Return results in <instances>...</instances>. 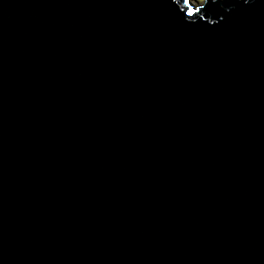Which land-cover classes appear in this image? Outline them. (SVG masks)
Wrapping results in <instances>:
<instances>
[{"label":"water","instance_id":"95a60500","mask_svg":"<svg viewBox=\"0 0 264 264\" xmlns=\"http://www.w3.org/2000/svg\"><path fill=\"white\" fill-rule=\"evenodd\" d=\"M0 264H264V0H0Z\"/></svg>","mask_w":264,"mask_h":264},{"label":"rangeland","instance_id":"374dc122","mask_svg":"<svg viewBox=\"0 0 264 264\" xmlns=\"http://www.w3.org/2000/svg\"><path fill=\"white\" fill-rule=\"evenodd\" d=\"M191 2L194 3V5L200 4L199 6H203L204 0H193Z\"/></svg>","mask_w":264,"mask_h":264},{"label":"clouds","instance_id":"9594fccd","mask_svg":"<svg viewBox=\"0 0 264 264\" xmlns=\"http://www.w3.org/2000/svg\"><path fill=\"white\" fill-rule=\"evenodd\" d=\"M191 1H193V0H190V3L194 5V3H192ZM199 5H200V4H198V5H194V6H195V7H198V8L202 7V6H199Z\"/></svg>","mask_w":264,"mask_h":264},{"label":"snow or ice","instance_id":"6c2138e0","mask_svg":"<svg viewBox=\"0 0 264 264\" xmlns=\"http://www.w3.org/2000/svg\"><path fill=\"white\" fill-rule=\"evenodd\" d=\"M189 14H191V13H189Z\"/></svg>","mask_w":264,"mask_h":264}]
</instances>
